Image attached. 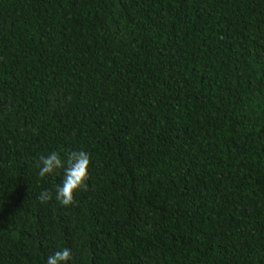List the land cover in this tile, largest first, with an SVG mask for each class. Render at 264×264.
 <instances>
[{
  "label": "trees",
  "instance_id": "obj_1",
  "mask_svg": "<svg viewBox=\"0 0 264 264\" xmlns=\"http://www.w3.org/2000/svg\"><path fill=\"white\" fill-rule=\"evenodd\" d=\"M90 153L76 203H41ZM264 264V0H0V264Z\"/></svg>",
  "mask_w": 264,
  "mask_h": 264
},
{
  "label": "clouds",
  "instance_id": "obj_2",
  "mask_svg": "<svg viewBox=\"0 0 264 264\" xmlns=\"http://www.w3.org/2000/svg\"><path fill=\"white\" fill-rule=\"evenodd\" d=\"M92 157L84 150L70 151L66 158H62L59 152L52 151L48 155H41L36 167L39 169L38 176L46 178L53 174H59L63 170L62 184H58L54 193L44 190L38 199L41 203H47L55 199L62 206H71L76 203L74 194L81 190H87L86 181L89 179V168ZM73 258L70 248H62L47 257L46 264H68Z\"/></svg>",
  "mask_w": 264,
  "mask_h": 264
}]
</instances>
